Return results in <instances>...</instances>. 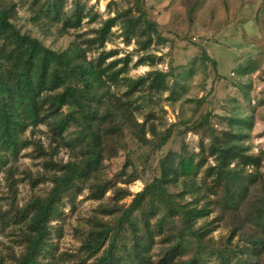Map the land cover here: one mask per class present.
Instances as JSON below:
<instances>
[{"label": "rangeland", "instance_id": "obj_1", "mask_svg": "<svg viewBox=\"0 0 264 264\" xmlns=\"http://www.w3.org/2000/svg\"><path fill=\"white\" fill-rule=\"evenodd\" d=\"M61 1L0 0V8L10 9L20 32L53 50L78 44L89 61L104 51L110 53L104 65L130 62L105 86L112 102L102 112L116 114L94 125L100 163L61 194L39 264H97L113 238L115 252L131 251L135 258L139 248L148 264H183L193 257L209 264H264V0H142L159 36L141 27L127 35L129 13L139 15L135 0H64L60 19L42 14ZM78 5L86 16L78 26H66ZM125 11L107 41L94 43L104 21ZM156 71L165 75L161 86L150 75ZM141 77L147 79L134 85ZM51 121L27 127L21 148L7 152L0 167L4 264L17 263L27 251L31 202L46 199L68 166L84 163L94 147L82 124L59 135ZM230 143H238L244 156L223 162L216 147ZM168 154L176 162L193 155L201 163L198 175L168 184L169 198L149 193L124 215L137 193L161 175ZM228 171L246 187L242 195L230 184L236 204L226 196ZM190 207L208 214L188 228L181 211ZM101 231L108 232L104 241Z\"/></svg>", "mask_w": 264, "mask_h": 264}, {"label": "trees", "instance_id": "obj_2", "mask_svg": "<svg viewBox=\"0 0 264 264\" xmlns=\"http://www.w3.org/2000/svg\"><path fill=\"white\" fill-rule=\"evenodd\" d=\"M64 0L51 3L43 9L42 14L61 18ZM138 4L139 15H132L129 11L118 14L104 21L98 30L94 43L103 45L111 34L112 27L123 15L127 19V35L135 34L137 28L148 33L159 34L158 25L147 14L142 6V0H135ZM7 7L0 8V167L6 161V153L16 154L23 142L21 134L30 125H36L46 117L51 118L53 129L60 135L73 123L83 125L84 137L88 144L94 145L91 155L84 163L71 164L65 174L58 178L50 195L46 199L36 198L31 202L34 214L29 225L33 234L29 237L27 251L15 264H39L38 256L42 253L49 232V222L57 210V203L61 194L75 184L76 179L84 176L89 168L100 163L99 151L95 150L96 140L100 137L94 128L96 122L115 117L116 111L106 109L102 112L105 102H112L105 86L108 80H117L121 73L129 66V59L124 65L117 68V61L104 65L110 53L102 51L95 62L88 60L84 49L78 44L63 51H56L45 46L42 41L27 33L20 32L10 21L12 14ZM86 16L84 9L79 5L73 13L66 18V26H78ZM151 40V39H150ZM206 52V51H204ZM216 61L213 60V63ZM150 75L158 83L163 84L164 74L153 72ZM147 77L133 81L134 85L142 84ZM68 107L65 113L63 108ZM114 111V113H112ZM114 127L118 128L117 125ZM169 134L163 139L167 143ZM238 143H230L224 147H216L219 158L234 159L244 156ZM176 156L167 155L161 163L162 172L153 182L137 193L124 215H129L140 207L146 196L156 194L161 198H169L167 186L176 182L180 177H194L198 175L201 163L196 162L193 155L183 156L176 162ZM231 159V160H232ZM228 163H230V161ZM225 190L227 200L231 204L238 203L230 189V184L238 185L239 193L245 195L244 183L234 172H225ZM185 186L193 185L188 183ZM237 199V200H236ZM175 205V204H173ZM183 222L191 228L193 220L208 214L203 208L190 207L181 211ZM261 220L264 224V203L260 208ZM193 232L195 231L192 230ZM196 232V231H195ZM104 241L107 231L99 232ZM113 238L110 246L106 248L98 259L97 264H148V259L136 249L135 258L131 251L118 253L114 251L116 242ZM180 245L181 243H178ZM145 249V248H144ZM147 250V249H146ZM223 261L227 260L225 254L220 255ZM0 264H4L0 262ZM183 264H209L200 257H193Z\"/></svg>", "mask_w": 264, "mask_h": 264}]
</instances>
